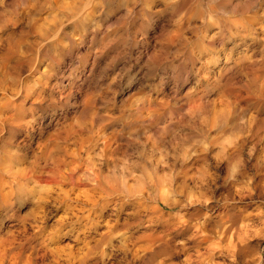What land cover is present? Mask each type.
<instances>
[{
    "label": "clouds",
    "instance_id": "1",
    "mask_svg": "<svg viewBox=\"0 0 264 264\" xmlns=\"http://www.w3.org/2000/svg\"><path fill=\"white\" fill-rule=\"evenodd\" d=\"M0 264H264V0H0Z\"/></svg>",
    "mask_w": 264,
    "mask_h": 264
}]
</instances>
